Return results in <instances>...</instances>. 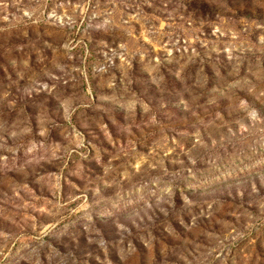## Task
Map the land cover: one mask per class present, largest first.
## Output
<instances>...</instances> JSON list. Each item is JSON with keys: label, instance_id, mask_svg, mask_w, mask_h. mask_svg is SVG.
<instances>
[{"label": "rangeland", "instance_id": "rangeland-1", "mask_svg": "<svg viewBox=\"0 0 264 264\" xmlns=\"http://www.w3.org/2000/svg\"><path fill=\"white\" fill-rule=\"evenodd\" d=\"M0 264H264V0H0Z\"/></svg>", "mask_w": 264, "mask_h": 264}]
</instances>
